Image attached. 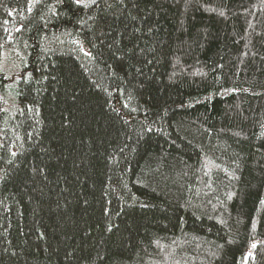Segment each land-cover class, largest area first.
<instances>
[{
	"label": "trees",
	"instance_id": "obj_1",
	"mask_svg": "<svg viewBox=\"0 0 264 264\" xmlns=\"http://www.w3.org/2000/svg\"><path fill=\"white\" fill-rule=\"evenodd\" d=\"M0 264H264V0H0Z\"/></svg>",
	"mask_w": 264,
	"mask_h": 264
},
{
	"label": "rangeland",
	"instance_id": "obj_2",
	"mask_svg": "<svg viewBox=\"0 0 264 264\" xmlns=\"http://www.w3.org/2000/svg\"><path fill=\"white\" fill-rule=\"evenodd\" d=\"M2 63V67L5 68L6 71H8L9 75L15 74L18 71L16 64L11 61L7 54H3ZM3 97L7 103V108L11 109L15 102L12 85L8 86L7 90L3 93Z\"/></svg>",
	"mask_w": 264,
	"mask_h": 264
}]
</instances>
